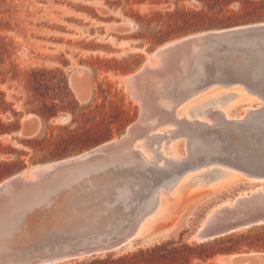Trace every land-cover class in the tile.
Listing matches in <instances>:
<instances>
[{"label": "water", "instance_id": "obj_1", "mask_svg": "<svg viewBox=\"0 0 264 264\" xmlns=\"http://www.w3.org/2000/svg\"><path fill=\"white\" fill-rule=\"evenodd\" d=\"M155 57L125 79L140 111L120 137L0 182V264H55L157 240L175 225L142 226L160 190L199 169L226 167L251 186L199 215L189 239L264 224V20L185 35ZM218 87H242L262 102L216 122L176 116L185 100ZM156 120L185 137L183 152L167 163L146 162L134 147ZM24 123L21 132L32 135L33 117ZM182 188L192 191L183 184L175 197ZM218 256L221 264H264V250Z\"/></svg>", "mask_w": 264, "mask_h": 264}, {"label": "rangeland", "instance_id": "obj_2", "mask_svg": "<svg viewBox=\"0 0 264 264\" xmlns=\"http://www.w3.org/2000/svg\"><path fill=\"white\" fill-rule=\"evenodd\" d=\"M176 8L208 10L198 0H0V129H12L0 134L3 145L8 146L0 153V161H14L11 168H20L0 182L15 173L29 172L38 165L73 156L120 137L140 111V104L127 90L123 77L144 64L163 44L202 31L155 42V38L164 37L176 28L165 14ZM229 8L236 9L237 5ZM155 12L163 15L149 22L145 15ZM137 14L141 18H137ZM259 20L264 18L255 21ZM242 23L247 22L232 25ZM82 91L86 94L82 95ZM217 99L218 108L225 109L226 104ZM261 102H252L250 106L258 108ZM212 105L207 107L215 109ZM49 113L54 114L43 118L42 115ZM231 113L243 115L242 105L237 104ZM30 115L36 129L32 135H25L21 131ZM60 115H66L67 119L57 121ZM197 116L203 118V115ZM16 125L19 128L14 130ZM165 126L169 125L158 128ZM33 136L37 140H30ZM27 140L34 146L27 144ZM177 146L179 152H183L184 136L177 137ZM227 181L219 177L216 180L220 184ZM250 186L248 182L237 180L213 188L192 191L182 188L178 197H167L169 214L164 213V217L153 224L156 227L174 220L175 225L167 235L146 244L136 242L129 249L55 264H77L94 258L115 260L137 248L171 238L196 241L187 234L195 227L198 216ZM229 236L261 243L264 224L220 236L216 246L221 242L229 245L226 241ZM258 250L264 249L243 246L229 253ZM221 254L225 253H217L209 261L217 264L213 258ZM173 264L185 262L178 260ZM190 264L201 263L191 259Z\"/></svg>", "mask_w": 264, "mask_h": 264}, {"label": "trees", "instance_id": "obj_3", "mask_svg": "<svg viewBox=\"0 0 264 264\" xmlns=\"http://www.w3.org/2000/svg\"><path fill=\"white\" fill-rule=\"evenodd\" d=\"M129 1V0H128ZM134 2H142L144 0H133ZM180 1V0H176ZM201 4L206 6L208 10L204 8L200 9H186L176 8L173 12H166L169 19L173 21L176 28L171 29L164 37L155 38V42H161L164 38L170 36H176L182 33H188L192 31L219 28L223 26L232 25L234 23L255 21L260 18H264V0H198ZM236 4V9H230L229 6ZM218 12H216V10ZM163 15L160 12H155L151 16H146L147 19L152 21L154 17L157 19L158 16ZM137 18H141L140 15H136ZM138 20V19H137ZM54 113L42 115L43 118H48ZM19 128L18 125L14 126V130ZM12 129L6 131L0 129V134L9 132ZM30 140H37L36 136L31 137ZM27 144L34 146L29 140L25 141ZM8 146L3 145L0 140V153L5 152L4 150ZM14 161H0V180L20 168H11L14 165ZM243 235H241L242 237ZM221 239L216 237L201 242L182 241L181 237L178 240L168 239L161 241L160 243H154L153 245L146 246L144 248H137L136 250L119 256L115 260L105 258L99 260L94 258L93 260L81 261L77 264H162L166 260L165 264H173L174 261H184L185 264H190L191 259H198L201 264H214L209 261L217 253H229L232 251L239 250L243 246L250 248L254 247L257 249H264V240L260 241L253 240H242L238 237L235 239L231 236L226 237V241L230 242L229 245H225L221 242L218 246L217 240ZM214 242V244L212 243ZM221 241V240H220ZM223 241V240H222ZM243 242V243H242ZM181 243V244H179ZM212 243V244H211ZM178 245V246H176Z\"/></svg>", "mask_w": 264, "mask_h": 264}, {"label": "bare ground", "instance_id": "obj_4", "mask_svg": "<svg viewBox=\"0 0 264 264\" xmlns=\"http://www.w3.org/2000/svg\"><path fill=\"white\" fill-rule=\"evenodd\" d=\"M174 40L163 44L158 49L170 44ZM157 50L154 51L151 57L153 58V60L151 61V58H150L145 63L150 64L156 60L155 52ZM127 76L123 77L124 82ZM82 78H85V77H82ZM83 81H85V79H83ZM84 94L86 93L84 92ZM84 94L82 91V95ZM82 97H85V96H82ZM217 97L219 98V100L217 99L218 101H221L222 103L226 104L225 109L218 108V105L215 102ZM252 102L259 103V100H257L253 95L249 94L242 87L211 88L207 91H204L198 95H195L185 100L177 109L176 116L177 117L183 116L185 120L189 123H191V121L193 120L204 121L206 123L207 122L209 123L211 121L216 122V121H219L220 118H224V119L232 118V116L234 115H232L231 112L237 104H241L243 107L244 113H248V110L252 109V105L250 106V103ZM212 104L215 105V109H213L214 107L212 109H210L211 108L210 106L207 107L208 105H212ZM198 114L203 115V118L198 117L197 116ZM167 120L165 121L167 122ZM165 121L156 120V123L153 122V124L147 128L148 130H146L148 133L140 132L138 134V137L140 139L134 142V147L137 149V151H139V154L141 155L142 159L146 162L167 163L169 160L176 159L180 156V152L177 146V137H179V133H177V131L171 126H165V127L158 128V126L163 124ZM175 123L176 125H178L179 122H175ZM153 130H156L157 132H154ZM175 142H176V147H175ZM39 166L40 165L36 166L35 168ZM23 173H27V172H23ZM218 177L221 179V181L223 180L224 181L229 180V181L223 182L221 184L217 183L216 180L218 179ZM238 177L239 176L235 171H233L232 169L226 168V167H219L215 170L199 169L194 172L186 173L185 175L182 176V178L174 186H171L168 190H165V189L160 190L159 203L153 209V211L148 215V217L146 218L142 226H146L150 223L154 224L155 222L158 221L159 218L162 219L161 217H164L163 216L164 213L165 215H167L166 214L167 205L165 203L166 197L177 196L183 184H186L192 190H197V189H201L205 187H213V186L227 184V183L237 180ZM252 252H255V251H252ZM218 257L219 256H215L213 260L217 264H221L218 261Z\"/></svg>", "mask_w": 264, "mask_h": 264}]
</instances>
